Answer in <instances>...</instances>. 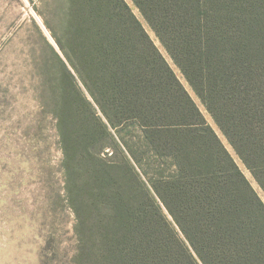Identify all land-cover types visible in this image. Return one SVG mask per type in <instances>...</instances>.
Wrapping results in <instances>:
<instances>
[{
    "label": "trees",
    "instance_id": "trees-1",
    "mask_svg": "<svg viewBox=\"0 0 264 264\" xmlns=\"http://www.w3.org/2000/svg\"><path fill=\"white\" fill-rule=\"evenodd\" d=\"M130 2L264 196V0ZM37 14L27 86L63 184L48 212L73 217L43 264H264V201L129 4Z\"/></svg>",
    "mask_w": 264,
    "mask_h": 264
},
{
    "label": "rangeland",
    "instance_id": "rangeland-1",
    "mask_svg": "<svg viewBox=\"0 0 264 264\" xmlns=\"http://www.w3.org/2000/svg\"><path fill=\"white\" fill-rule=\"evenodd\" d=\"M125 1L264 201L250 174L191 93L154 34L130 0ZM38 9L40 0H0V264H43L49 231L65 240L66 249L72 245L69 230L73 217L64 203L60 210L54 208L55 213L48 212L57 194L61 197L63 186L54 122L49 118L39 121L33 93L27 86L30 81L27 54L33 34L30 19L42 26Z\"/></svg>",
    "mask_w": 264,
    "mask_h": 264
}]
</instances>
